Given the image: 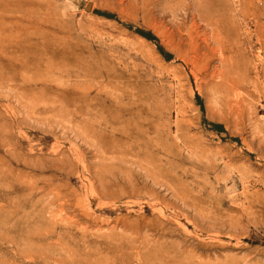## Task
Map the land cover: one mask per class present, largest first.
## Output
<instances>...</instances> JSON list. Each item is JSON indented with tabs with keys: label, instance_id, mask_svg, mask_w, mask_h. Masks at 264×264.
Instances as JSON below:
<instances>
[{
	"label": "rangeland",
	"instance_id": "obj_1",
	"mask_svg": "<svg viewBox=\"0 0 264 264\" xmlns=\"http://www.w3.org/2000/svg\"><path fill=\"white\" fill-rule=\"evenodd\" d=\"M0 264H264V0H0Z\"/></svg>",
	"mask_w": 264,
	"mask_h": 264
}]
</instances>
